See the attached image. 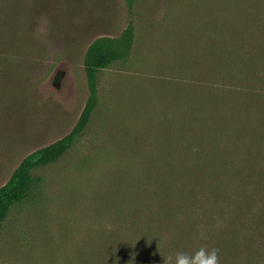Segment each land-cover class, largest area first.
Returning a JSON list of instances; mask_svg holds the SVG:
<instances>
[{"label":"rangeland","instance_id":"374dc122","mask_svg":"<svg viewBox=\"0 0 264 264\" xmlns=\"http://www.w3.org/2000/svg\"><path fill=\"white\" fill-rule=\"evenodd\" d=\"M129 26L125 55L91 81L89 46ZM18 34L20 48L0 43V188L95 106L32 171L0 225V264H164L202 245L220 264H264V196L182 194L196 152L218 148L213 174L233 183L247 141L234 129L263 128L246 92L263 89L264 0H0V39Z\"/></svg>","mask_w":264,"mask_h":264},{"label":"trees","instance_id":"16d2710c","mask_svg":"<svg viewBox=\"0 0 264 264\" xmlns=\"http://www.w3.org/2000/svg\"><path fill=\"white\" fill-rule=\"evenodd\" d=\"M132 36L133 30L129 26L119 38H101L89 46L85 57V68L91 81L100 70L125 55L126 50L132 44ZM22 38V35L18 34L9 39L8 43L1 38L0 43L5 44L9 49H12L11 47L20 48L21 45L18 41H21ZM0 59H3L2 55H0ZM262 87L263 89L259 86L249 87L246 92V95L249 96L248 99L264 103V81ZM236 92L244 94L240 90H236ZM94 106L95 98H91L72 133L28 155L14 171L7 184L0 188V225L7 217L11 207L22 202L28 196L33 185L32 171L38 167L55 163L72 147L76 136L87 126ZM260 126L263 128L249 129L255 132H252L253 135L250 137L246 135L249 131L245 133L247 126L237 127L232 133L236 140L243 138L247 140L242 141L245 145L243 156L240 165L234 168L237 172L235 171L236 180L234 178L233 183L213 174V171L220 165L221 155L218 148L213 147L207 152H196L194 157L201 163L190 162L195 165L187 166L186 179H190L189 182L191 181L193 184H186L182 194L187 193V196H192L193 192L198 193L199 191L203 195L210 194V196H225L226 194L227 196H264V124L261 123ZM224 178L226 179V177ZM231 184H235L234 187Z\"/></svg>","mask_w":264,"mask_h":264},{"label":"clouds","instance_id":"9594fccd","mask_svg":"<svg viewBox=\"0 0 264 264\" xmlns=\"http://www.w3.org/2000/svg\"><path fill=\"white\" fill-rule=\"evenodd\" d=\"M200 237L206 239V233L201 231ZM164 264H220L219 249L202 245L192 252L180 251L168 255L164 257Z\"/></svg>","mask_w":264,"mask_h":264}]
</instances>
